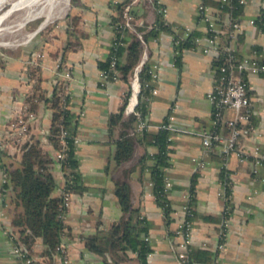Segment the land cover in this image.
I'll return each mask as SVG.
<instances>
[{
	"label": "crops",
	"instance_id": "crops-1",
	"mask_svg": "<svg viewBox=\"0 0 264 264\" xmlns=\"http://www.w3.org/2000/svg\"><path fill=\"white\" fill-rule=\"evenodd\" d=\"M155 1L167 8L163 18L169 28L147 41L149 62L156 64L157 76L153 82L157 92L150 94L146 120L147 130L152 133L158 131L162 122L170 123V165L165 170L172 182L168 192L172 209L169 223L154 199L149 181L147 166L152 163L151 155L156 152V146L137 144L131 159L120 165L113 160L119 127L110 131L108 117L122 105L128 83L117 78L101 85L97 63L107 58L114 37L111 23L114 2L71 0L65 18L55 27H49L34 39L30 37L23 43L0 48L3 162L19 160L20 152L9 137L8 124L14 109L31 95V87L37 79L46 95L52 93L55 81L68 85L67 107L77 120V167L85 188L72 192L64 217L66 228L61 240L64 255H44V245L38 238L31 247L34 264H103L99 256L86 249L84 238L98 228L108 229L120 217L114 180L124 176L130 186L132 205L140 209L149 223L150 264H177L181 236L176 229L184 217L182 205L192 184L195 214L189 244L193 250L214 252L211 262L198 261L196 264H264V163H255L253 156L243 160L235 154L224 156L220 146L204 151L201 132L212 126L213 107L207 94L217 73L214 57L197 46L184 47L176 61L173 49V35L185 29L205 35V25L197 18L201 0H132L130 8L135 31L142 33L154 23L157 17ZM260 13H264V0H246L239 14V34L229 41L239 55L253 56L254 49L264 47V31L249 22ZM229 18L228 13H222V22ZM216 27L220 30V41L225 42L220 23ZM69 40L77 41L78 45L63 55ZM36 52H41V56L37 57ZM258 57L264 60V53ZM61 60L64 67L70 69L69 78L64 75L65 68L58 66ZM32 68L36 69L34 75L30 74ZM247 81L254 131L241 136L240 140L245 149L258 147L264 152V76L249 74ZM33 111L35 117L30 121L29 136L43 138L49 130L51 110L38 100ZM237 114L234 109L223 111L225 118H234ZM126 115L125 112L124 117ZM170 115L172 118L168 119ZM221 133L227 135L228 129L223 127ZM44 146L54 157L56 149L50 143ZM197 159L205 161L203 168L197 166ZM223 166L229 172L231 183V211L224 247L219 249L225 199L220 177ZM52 173L56 179L54 192L60 193L64 175L57 162L52 165ZM1 178L0 170V182ZM10 216L9 212L5 226L0 229V264H16L17 261L5 236Z\"/></svg>",
	"mask_w": 264,
	"mask_h": 264
},
{
	"label": "trees",
	"instance_id": "trees-1",
	"mask_svg": "<svg viewBox=\"0 0 264 264\" xmlns=\"http://www.w3.org/2000/svg\"><path fill=\"white\" fill-rule=\"evenodd\" d=\"M131 1L121 0L115 4V14L111 16V23L115 25L113 27L115 39L112 40L114 42L110 46L107 58L97 63L100 70L107 71L110 77L112 74L110 60L112 56H116L115 69L118 78L128 83V89L123 95L122 105L117 111L110 113L108 117L110 131L115 127H119L113 160L117 165L128 161L132 158L137 144L156 146V152L151 155L152 163L147 166L149 181L151 182L154 199L162 209L166 223H169L172 209L168 192L172 185L170 188H165V180L168 177L165 170L170 165L171 151L168 129L159 128L157 132L152 133L145 128L139 133L130 135L128 131L136 123L137 117L133 112L127 113L124 117V104L131 91L130 77L143 51V44L137 36V31L119 25V21L123 20L124 10L127 6H129L128 11L133 17L130 8ZM155 2L157 17L154 23L142 32V37L146 42L149 39L157 38L162 30L169 28L161 10L164 5ZM201 2L215 9V23L216 25L220 23L221 27L224 23L222 22V13H228L231 21H239V14L245 4L240 3L239 0H201ZM197 18L200 21L199 15H197ZM253 22L259 29L264 31V13H260L253 18ZM184 31L181 34L173 35V38L180 37L176 61H179L180 52L184 47L196 46V36H204L195 30H189L188 34L183 37ZM238 34L239 32L232 37L227 36L225 33L226 41L223 43L229 44V41L236 38ZM77 45V41L69 40L65 45L63 55ZM254 53L260 62H264L263 59L258 57V54L264 53V47L254 49ZM236 54L242 56L237 51ZM221 60V55L213 60L216 72H218ZM64 66L65 63L61 60L59 67L65 68ZM150 67L151 63L148 58L138 73L140 90L137 95L138 103L135 109L142 117H146L151 90L155 87L151 78V71H149ZM35 72V68L30 69L31 75H34ZM31 89V95L26 98L30 103V109L33 111L35 103L41 100L51 110L49 130L44 139L28 136L19 144L13 141L17 144L20 152L18 161L3 162L2 158L5 150L0 148V170L2 173L0 193L2 194V205L10 206L11 219L10 224L5 228V236L11 247H19L21 253L24 254L23 257L19 258V261L28 256L32 259L31 264H34L31 247L38 238L41 239L44 245V255L63 254L61 240L66 228L64 217L67 211L63 204V191L81 192L85 187L80 181L76 147L73 143L77 120L67 107L69 93L65 92V84L61 81H55L52 93L46 95L37 79L33 82ZM62 130H66L65 140L67 141L68 150L65 161L61 163L64 185L60 193H55L56 179L52 173V165L54 162L58 163V160L55 156H50L44 144L50 143L56 150L60 149L62 147L60 136ZM228 173L224 166L221 167L220 177L224 187V206H227V209L223 210L222 217L227 218L231 211V183L229 182ZM114 193L120 206L121 215L108 229L101 230L98 228L93 234L87 235L84 238L86 249L99 256L103 264H150L149 254L152 252V247L148 237L149 223L140 209L134 207L131 203L130 186L126 176L114 180ZM185 203L192 211V215L188 218L193 225L195 214L193 184L189 188V198ZM188 257L189 262L193 264L198 261L211 262L214 252L205 249L193 250L190 246Z\"/></svg>",
	"mask_w": 264,
	"mask_h": 264
},
{
	"label": "built area",
	"instance_id": "built-area-1",
	"mask_svg": "<svg viewBox=\"0 0 264 264\" xmlns=\"http://www.w3.org/2000/svg\"><path fill=\"white\" fill-rule=\"evenodd\" d=\"M114 4L120 2L121 0H112ZM224 1V0H223ZM240 3H245L246 0H239ZM129 6L124 10L123 20L119 21L120 26H127L134 30L132 24V15L129 13ZM163 15L166 14L167 8L163 6L161 8ZM198 15L200 16V21L205 25V31L207 32L204 36H196L195 43L204 53L211 54L214 58L221 55V64L219 66L218 72L214 79V83L207 96L210 100L213 111H212V126L209 129L203 130L201 132V142L204 151L212 148L213 146H220L222 154H235L239 159L243 160L249 156H253L255 163H264V152H261L258 147H254L251 150H247L243 147L241 143V136L249 135L254 131V126L252 124V108L250 96L248 93V81L247 76L249 74H259L264 76V62L255 56H238L234 48L220 41L219 29L216 27L215 15L216 11L213 7L204 5L200 2L197 6ZM249 22L253 24V19ZM115 27V25H112ZM224 33L227 36H235L240 30V21H231L230 19L224 22L222 27ZM187 29L183 32V37L188 34ZM138 38L143 44V51L139 62L135 65L132 75L130 77L131 91L127 101L124 104V111L126 113L133 112L136 114V123L132 128L129 129L128 134L134 135L143 131L148 127V122L146 117H142L138 111H136V105L138 103V92L140 90V82L138 73L141 66L148 60V52L146 49L147 42L143 39L142 33L137 32ZM115 39V35L113 37ZM180 37L173 38L172 44L174 53L179 52L178 44ZM114 41H112L113 43ZM111 43V45H112ZM195 46V47H196ZM37 57L41 54H36ZM116 56H112L110 60V69L112 74L109 77L107 71L100 70L101 75V85L105 84L109 80H115L118 78V73L115 69ZM60 64L58 63V66ZM156 64H151L149 71H151L152 81L155 80L156 74ZM64 75L66 77L71 76L69 68H65ZM65 92L69 93L68 85L65 84ZM157 88L153 87L151 93H156ZM133 99V100H132ZM123 102V101H122ZM225 109H234L238 114L234 118H225L223 116V111ZM34 111L30 109V103L28 100H24L17 108L14 109V115L10 120L9 128L11 133V139L19 144L29 136V126L30 121L34 119ZM170 115L168 119H171ZM170 123L168 121L162 122L160 128H169ZM228 129L227 135L221 133L222 128ZM66 130L61 131V144L62 147L56 150L55 157L58 160V165L61 167V163L65 161L67 156L68 145L65 140ZM46 138V135H43ZM79 142L78 136H73V143L75 147ZM197 166L203 168L205 161L202 159L196 160ZM172 185L169 177L165 180V188H170ZM72 192L68 190L63 191V204L65 208H69L71 202ZM189 198V193L186 196V201ZM185 201V202H186ZM183 203L182 209L184 211V217L177 224V232L181 236V241L179 242V250L177 252V264H193L189 262L188 252L190 248V239L192 232V222L188 216L192 215V211L186 203ZM227 209V206H224ZM228 231V218L223 217L220 225V241L218 242V248L224 247V239ZM13 255L17 258L16 264H31L32 259L26 256L23 260L19 261V258L23 257L24 254L21 253L20 248L16 246L11 247ZM66 257L64 262H66ZM216 264V263H213Z\"/></svg>",
	"mask_w": 264,
	"mask_h": 264
},
{
	"label": "rangeland",
	"instance_id": "rangeland-1",
	"mask_svg": "<svg viewBox=\"0 0 264 264\" xmlns=\"http://www.w3.org/2000/svg\"><path fill=\"white\" fill-rule=\"evenodd\" d=\"M12 1L14 0L3 1L0 4V15L11 7ZM70 3L71 0H29L27 5L12 10L3 18L0 25V48L23 43L30 37L34 39L49 27H55L65 18ZM35 54L40 55L41 52ZM8 216L9 206L2 205L0 193V229L5 226L4 222Z\"/></svg>",
	"mask_w": 264,
	"mask_h": 264
},
{
	"label": "bare ground",
	"instance_id": "bare-ground-1",
	"mask_svg": "<svg viewBox=\"0 0 264 264\" xmlns=\"http://www.w3.org/2000/svg\"><path fill=\"white\" fill-rule=\"evenodd\" d=\"M3 1H7V0H0V4L3 2ZM29 2V0H14V1H12V5H11V7L7 10V11H5L3 14H1L0 15V25H1V23H2V21H3V18L7 15V14H9L12 10H15V9H17V8H19V7H21V6H24V5H27V3ZM20 9V8H19ZM46 15V14H45ZM45 23V22H44ZM133 100V99H132Z\"/></svg>",
	"mask_w": 264,
	"mask_h": 264
}]
</instances>
